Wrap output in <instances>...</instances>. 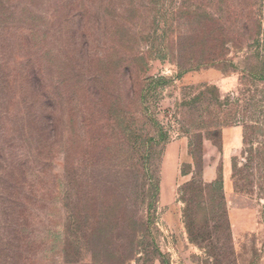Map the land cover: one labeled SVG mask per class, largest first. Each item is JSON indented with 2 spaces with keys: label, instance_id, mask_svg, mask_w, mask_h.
I'll return each mask as SVG.
<instances>
[{
  "label": "rangeland",
  "instance_id": "1",
  "mask_svg": "<svg viewBox=\"0 0 264 264\" xmlns=\"http://www.w3.org/2000/svg\"><path fill=\"white\" fill-rule=\"evenodd\" d=\"M256 35L264 38V0H0V147L27 173L0 185L24 198L20 182L35 186L45 174L43 198L9 208L31 213L20 234L29 244H16L23 264H65L74 209L115 226L117 185L130 197L134 183L159 192L143 211V255L129 264H264V126L246 130L224 105L239 98L244 111L254 99L264 120V82L246 72L258 65L247 55L264 51ZM39 51L46 148L18 133L34 131L38 105L22 94L21 73L41 63ZM7 235L2 226L0 247ZM4 254L0 264H16Z\"/></svg>",
  "mask_w": 264,
  "mask_h": 264
},
{
  "label": "trees",
  "instance_id": "2",
  "mask_svg": "<svg viewBox=\"0 0 264 264\" xmlns=\"http://www.w3.org/2000/svg\"><path fill=\"white\" fill-rule=\"evenodd\" d=\"M226 42L234 44L241 50L247 46L245 45L246 41L238 37H231L230 39H227ZM254 42H257L260 46H264V38H261L260 35H256ZM262 50L263 49L260 47L258 51H255L246 57L249 62L251 59L257 60L258 65H248L246 72L260 82H264V51ZM41 55L42 54L39 51L38 59H36V57L35 59L40 60ZM28 66L29 68L26 70L24 69L23 73H21V79L23 80V86L21 87L23 90L22 94H24L25 97H31L33 103L36 106L38 105V109L35 111V114L32 115V121L35 122L34 131L28 132L25 128H23V124V126L19 128L18 133L23 131V134L26 135L25 140L29 139V135L31 137H37L40 146H42V148H46L51 142L52 133V124L48 112L50 109V90L46 84L48 69L42 61L40 64L35 63V65ZM3 80H5V77L0 76V82H3ZM239 101V98L229 97L227 98L226 103H224V105L228 107V120L231 122L244 123L246 130L261 129L262 126H264V120L260 119L257 115L256 109L258 108V103L254 102V99H252L253 102L249 103L248 106L245 107L244 111H242V109H240L241 105ZM16 165H14L11 160L9 162L6 160L5 153L0 147V181L5 179L11 180L17 176L23 180L27 173H25L23 168H17ZM43 165L47 166V161L44 162ZM74 175L76 177L72 176V192L70 195L75 201L74 204L77 205L80 200V183L77 181V174L75 173ZM44 179L45 174H40L38 176V183L35 186L34 184H25V181L20 182L22 188H29V190L27 189L28 196H25L26 198L19 196L20 193H18V195L12 194L11 189L8 186L2 185L1 187L0 185V199L2 200L1 195H5L7 197L5 200L6 202L2 201L0 205V229L3 226L4 231L6 230L8 232L7 237H5L7 238L5 245L8 248H13L15 246V249L12 250L13 252L10 254L11 257L9 254L3 253L6 246L0 247V257L4 254V257H8L6 260L10 259L16 264H23V259H21L20 252L18 251H21L20 249L23 250V241L24 244H29V242L25 239V236L24 239H22V237L20 238V236L22 235V230L28 232L27 228L22 227H26L29 218L31 217V213L28 210L27 205L21 213H18L19 211L16 213L11 210V214L9 211L13 208L12 206L16 207L15 205L18 202H26L29 204L32 196L35 197V199L39 197L38 194L40 193V186H38V184L43 183ZM194 181L195 178H193L189 183L193 184ZM133 185L130 197L122 194L121 187L117 185L119 191H117L116 194V206L119 213L114 219L115 223H117L115 226H110L109 228H105L103 226L105 219L104 213L98 212L93 217H89L83 216L84 214H82V211L74 209L71 220V225H75L74 229L70 232V234L66 232V242L68 241V245H73V249H70L71 247L67 245L64 255L65 264H129L134 260L140 261L143 252L141 251L142 247L138 239H144L146 235L151 232L149 219H147L143 211L146 206H148L149 209L153 207L159 192V185L156 183L153 189L150 187L146 188V185L141 187V185H137V183H134ZM40 198H43L42 195ZM125 213L130 216V224L128 225L127 230H123V227L119 226ZM91 219L94 220L93 226L89 223V220ZM18 237L23 240L20 242V246L16 245L20 240ZM0 241L4 242V238L0 237ZM14 251L18 252L16 253L17 256L14 254ZM86 255L90 257L88 262L84 259V256Z\"/></svg>",
  "mask_w": 264,
  "mask_h": 264
}]
</instances>
